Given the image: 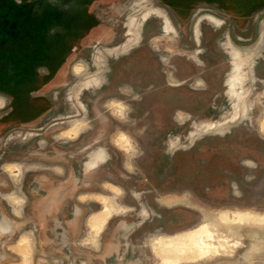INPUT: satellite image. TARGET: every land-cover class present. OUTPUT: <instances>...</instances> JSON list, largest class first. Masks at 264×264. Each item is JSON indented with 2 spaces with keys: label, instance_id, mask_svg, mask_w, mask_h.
Listing matches in <instances>:
<instances>
[{
  "label": "rangeland",
  "instance_id": "1",
  "mask_svg": "<svg viewBox=\"0 0 264 264\" xmlns=\"http://www.w3.org/2000/svg\"><path fill=\"white\" fill-rule=\"evenodd\" d=\"M50 2L0 96V264H165L198 229L181 264H264V0Z\"/></svg>",
  "mask_w": 264,
  "mask_h": 264
},
{
  "label": "flooded vegetation",
  "instance_id": "2",
  "mask_svg": "<svg viewBox=\"0 0 264 264\" xmlns=\"http://www.w3.org/2000/svg\"><path fill=\"white\" fill-rule=\"evenodd\" d=\"M38 1L0 0V96L7 92L9 86L12 91L19 88L22 91L25 81L32 79L31 72L35 64L26 60H31V53L37 47L31 46L32 37L28 31L33 22L53 18L52 9L55 5L50 0ZM57 11L64 14L60 8Z\"/></svg>",
  "mask_w": 264,
  "mask_h": 264
},
{
  "label": "bare ground",
  "instance_id": "3",
  "mask_svg": "<svg viewBox=\"0 0 264 264\" xmlns=\"http://www.w3.org/2000/svg\"><path fill=\"white\" fill-rule=\"evenodd\" d=\"M208 232L205 229H198L179 239H172L168 247L164 250L165 264H181L185 258H205L208 257L217 248L207 243L203 234Z\"/></svg>",
  "mask_w": 264,
  "mask_h": 264
},
{
  "label": "crops",
  "instance_id": "4",
  "mask_svg": "<svg viewBox=\"0 0 264 264\" xmlns=\"http://www.w3.org/2000/svg\"><path fill=\"white\" fill-rule=\"evenodd\" d=\"M34 243L36 244H40L41 243V239H40V236H35V241H33Z\"/></svg>",
  "mask_w": 264,
  "mask_h": 264
}]
</instances>
